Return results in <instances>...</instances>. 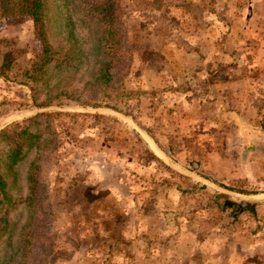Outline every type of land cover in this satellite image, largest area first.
Masks as SVG:
<instances>
[{"label":"rangeland","instance_id":"1","mask_svg":"<svg viewBox=\"0 0 264 264\" xmlns=\"http://www.w3.org/2000/svg\"><path fill=\"white\" fill-rule=\"evenodd\" d=\"M119 1L127 95L96 107H36L25 70L42 42L31 16H0V67L4 39L26 46L0 74V132L61 112L41 205L12 207L10 228L45 223L36 263L264 264V0Z\"/></svg>","mask_w":264,"mask_h":264},{"label":"trees","instance_id":"2","mask_svg":"<svg viewBox=\"0 0 264 264\" xmlns=\"http://www.w3.org/2000/svg\"><path fill=\"white\" fill-rule=\"evenodd\" d=\"M124 13L119 0H0V16H31L33 35L42 42V59L25 70L36 107H46L63 98L96 107L127 95ZM78 27L87 31L86 36L79 34ZM4 44L2 76L17 66L26 53V46L17 40L4 39ZM82 66L86 67L84 71ZM54 114L61 112L33 115L21 133L0 132V139L8 144L6 158L0 153V207L7 206L0 215V245H8L0 264H50L36 263L39 251L48 244L45 223L30 219L28 225L32 221L36 227L24 228L15 236L7 214L24 200H38V208L41 205L42 197L37 195L40 188H45L40 176L42 162L57 146V133L50 127ZM26 162L28 193L24 198L20 173ZM16 190L18 195H14Z\"/></svg>","mask_w":264,"mask_h":264}]
</instances>
